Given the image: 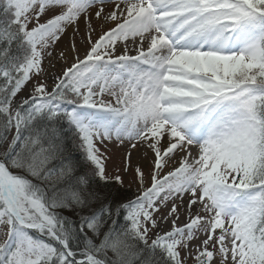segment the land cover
Wrapping results in <instances>:
<instances>
[{"label": "rangeland", "instance_id": "1", "mask_svg": "<svg viewBox=\"0 0 264 264\" xmlns=\"http://www.w3.org/2000/svg\"><path fill=\"white\" fill-rule=\"evenodd\" d=\"M13 1L17 6L13 5L10 18L29 33L33 43V52L29 63L23 66L24 76L13 102L25 105L32 101L37 110L52 105L47 99L65 76L79 65H85L80 73L83 79L75 85L77 93L85 97L80 104L85 107L74 106L71 111L82 121H78V126L85 133L86 146L103 178L134 190L137 197L148 196L133 204L136 229L141 235L150 243L167 247L179 264H261L264 241L256 224L263 204L264 183L257 186L253 183L257 172L254 168L259 123L252 112L256 102L264 96V88L244 87L238 97H228L226 105L220 102L215 108H206L204 102L222 91L215 86L222 78L217 74L219 69L227 71V79L231 81L242 66L251 71L248 66L255 67L263 62L264 13L257 12L256 20L251 17L247 21L250 24L235 34L228 33L227 26L218 23L220 16L225 14H221V6L231 3L229 0H201L200 3L160 0L163 6L174 5L170 13H176L179 38L171 41L172 35L167 38L163 31L160 32L157 13L149 18L155 20L156 27H147L145 18L132 17L142 3L153 10L151 0ZM130 1L135 5L130 6ZM108 13L121 15L114 20H104L103 16ZM72 28L74 37L70 34L69 41L65 40ZM130 28L131 32L123 36ZM121 33L122 37H117ZM147 35L154 38L152 43H157V37L165 40L163 46L176 55L177 61L172 62L167 57L158 62L148 55L144 60L154 65L144 78V68L141 70L134 60L115 62L125 51L113 54L108 48L115 43L123 49ZM102 57L108 62H95ZM172 64L174 67L170 68ZM156 73L162 75L154 79ZM167 75L173 76L175 82L168 91L170 101L164 104L157 87H166ZM207 91L211 93L203 100L202 95ZM59 107L56 105L54 109L57 111ZM166 109L169 110L168 120L163 117ZM105 110L110 112V117ZM6 111L12 118L13 128L4 149L15 140L22 121L13 105ZM162 122L165 126L161 133L150 139L153 154L144 160L132 157V148L149 136L153 126H162ZM225 124L226 135L219 132L215 141L211 140L210 133L220 131L219 127ZM169 130L171 145L165 149L163 139ZM194 137L202 139L195 147L206 151L197 164L200 166L198 173L184 169L164 179L163 174L169 168L165 161L167 155L194 144ZM3 172V177L10 179L6 190L0 181V258L6 261L3 264H35L52 257L54 249L21 230L20 221L12 213L19 214L23 221L33 226V214L43 209L41 203L34 195L27 194V187L15 176H9L6 169ZM185 173L191 179L182 180ZM203 174L206 177L199 178ZM194 176L198 178L195 181ZM182 185L192 194L190 205L194 204L193 199L196 202L212 199L218 206L206 207L204 202L189 223L179 228L182 210L171 206L172 199H181L177 190ZM158 188L168 190V194L154 204L153 195ZM23 200L27 201V206L23 205ZM170 212L175 222L173 229L158 233L160 220ZM219 212L220 217L216 216ZM205 218H211L208 224H203ZM212 221L215 223L211 224ZM206 242L208 245L201 250L199 245Z\"/></svg>", "mask_w": 264, "mask_h": 264}, {"label": "trees", "instance_id": "2", "mask_svg": "<svg viewBox=\"0 0 264 264\" xmlns=\"http://www.w3.org/2000/svg\"><path fill=\"white\" fill-rule=\"evenodd\" d=\"M229 1L230 9L221 10L229 18L247 14L250 20H256L257 12L264 13V2L260 0ZM13 5L17 6L13 0H0V162L15 173L16 180L27 187V194L34 195L42 205L43 209L34 213L32 219L33 226L43 224L42 228L27 230L19 225L55 251L52 257L35 264H179L167 247L150 243L136 229L133 204L137 194L103 178L90 156L83 129L70 115L69 106L85 100L75 90L76 83L83 79V65L68 73L48 99L60 104L61 111L54 110V105L36 110L32 101L25 105L13 102L24 76L23 66L29 63L33 52L29 33L10 18ZM261 49V64L248 66L251 71L242 66L231 81L227 71L219 69L217 74L222 78L216 79L215 86L222 90L236 88L230 97H238L244 87L264 88V36ZM10 105L22 121L15 140L3 150L12 135V118L6 111ZM252 113L259 123L254 168L257 172L253 176L257 185L264 181V96L256 102ZM261 198L256 229L262 231L264 241V193ZM23 205L27 206V201L23 200ZM3 263L4 257L0 260Z\"/></svg>", "mask_w": 264, "mask_h": 264}, {"label": "bare ground", "instance_id": "3", "mask_svg": "<svg viewBox=\"0 0 264 264\" xmlns=\"http://www.w3.org/2000/svg\"><path fill=\"white\" fill-rule=\"evenodd\" d=\"M151 2L153 3V8H154L153 10H150L148 7H146L142 3V5L136 11H134L132 13V17L133 16L136 17V18H139L140 17L141 19L142 18H145L144 21H145V24H146L147 27H149V25H151L152 27H156V22L157 21L155 22V20L149 19V18L152 17V13H157V16H156L157 19L156 20H159V19L161 20L165 16V14L163 12L166 11V10H168V8H164V6H163V3L164 2L163 1H160V0H151ZM129 4L131 6L134 3H131V1H130ZM122 5H125V4H122ZM118 15H121V14H118V13H108L107 15H104L103 18H104V20L105 19H109V18H112L114 20ZM166 16H168V14ZM124 24L125 23H123V25ZM77 29H78V27H77ZM77 29L75 28L76 31H77ZM131 29L132 28H130L129 30L126 29L127 31L126 30L124 31L123 36L126 35V34H129L131 32ZM80 30L81 29H79L78 31H80ZM171 32H178V31H177V29L176 30L173 29V31H170L168 33H165L166 34V37ZM68 35L74 37V30H73V28L70 29L67 32L66 36H65V40L67 39L69 41ZM117 37L121 38L122 37V33L119 34ZM158 38L159 37L156 38L157 43H152V40L154 38H152L151 36L147 35V36H144L141 39L137 40L135 43H132L128 47L123 48V49L122 48L120 49L118 46H115V43H114L113 45H111L108 48V52L109 53H113V54L115 53L116 54L118 51H125V52H123L124 53L123 55H121L120 57H118V58L115 59V62L127 61V60H129V61L130 60H134V62H136L137 65L140 66L141 70H142V67L144 68L142 70L143 71L142 74H143V77L146 78L147 75H148L149 70L152 69V66L154 65V64L151 65L149 62H146L144 60V58L148 57V55L153 56L156 59V61H158V62L163 61L167 57H169L170 58L169 60H171L172 62L173 61H177L176 55L173 54L172 52H169L163 46V43H164L165 40H162V39L159 40ZM114 42H116V40ZM66 56L68 57L67 54H66ZM154 58H151V59H154ZM98 61L108 62L107 59L104 58V57L98 59ZM172 67H174L173 64L171 65L170 68H172ZM160 75H162V73H156L154 75V79H156ZM174 82L175 81L173 79V76L167 75V78L165 79V83H166L165 86L166 87H162L163 85L161 86V88H158L157 87V91L159 90L158 96H159V98L161 100V103H164L165 104V103H168L170 101V99L168 97V91L172 89L170 87L173 86ZM168 114H169V110L166 109L165 110V114L163 116L165 118L164 120H168V116H169ZM162 124L163 125L162 126H159V127L153 126L150 129V131H152V132L149 134V136L148 137H143L144 140L140 144H138L137 146H135V147L132 148V149H134V152H133L132 157H136V159L138 157H142L143 159H141V160H144L145 157L148 159L153 154L152 153V147L150 145V139L155 138L154 136H156V135H158V134L161 133L163 127L165 126L163 122H162ZM200 141H201L200 139H193V143L194 144L185 145V146H183L180 149L178 148L177 150H174L173 153L170 156H169V154L167 155V159L165 158V161L169 163L168 164L169 165V168L163 174V178L164 179L173 177V176H175L177 174V172H179L181 170H184V169L191 170L193 172L198 173L197 172L198 171L197 168H200V166H197V164L200 161L201 157L204 156V153H206V151L204 152L203 150L198 149L199 148L198 146L195 147V144L196 143L199 144ZM170 145H171V138H170V130H169L168 131V136L163 139V146L165 147V149L166 148L169 149ZM141 160H139V161H141ZM190 177H189L188 174L185 173V175L183 174V176L181 178H183L184 180H189V179H191ZM200 177H204L205 178L206 175L203 174V175L199 176V178ZM196 178L197 177L194 176L193 177V181H195ZM164 179H162V180H164ZM190 185H192V184H190ZM177 194L178 195H181V197H180L181 199L180 200H177V197L175 199H172V201L174 203L171 206V208H173V209L175 208V210L176 209L182 210L181 220H178V227L179 228H183L184 226H186V224L189 223V221L192 219V217H194L201 210V205L204 202H205L206 207L207 206L208 207H211V206H216L217 207L218 206V204L216 202L212 201V199L211 200L206 199L204 201L203 200H199L200 203L199 202H196V200L193 199L192 202L194 204H191L190 205L189 204V201L191 200L192 194H191V192H190V190L188 188H182V187L179 188L177 190ZM156 202L157 201L155 200L154 201V204ZM214 216H215V214H214ZM216 216H219L220 217V212L217 213ZM210 220H211V218H205L203 224L204 223L208 224L210 222ZM215 221L214 222L212 221L211 224L215 223ZM174 224H175V222L172 219V214L170 212L167 216H164L160 220L159 227H158L157 232L158 233H161L162 231L168 232L169 230H167V229H169V228L171 229V227ZM227 225L229 226L230 223L228 222ZM172 229H173V227H172ZM207 245H208V242H206L205 245L204 244L203 245L200 244L199 245V248L202 250ZM189 250H191V249H189Z\"/></svg>", "mask_w": 264, "mask_h": 264}]
</instances>
